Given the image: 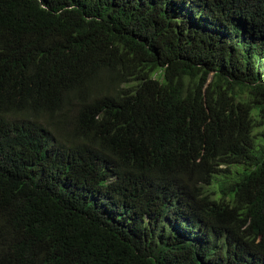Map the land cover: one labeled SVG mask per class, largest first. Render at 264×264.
I'll list each match as a JSON object with an SVG mask.
<instances>
[{
  "label": "trees",
  "instance_id": "1",
  "mask_svg": "<svg viewBox=\"0 0 264 264\" xmlns=\"http://www.w3.org/2000/svg\"><path fill=\"white\" fill-rule=\"evenodd\" d=\"M0 264H264V0H0Z\"/></svg>",
  "mask_w": 264,
  "mask_h": 264
}]
</instances>
